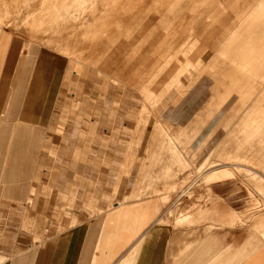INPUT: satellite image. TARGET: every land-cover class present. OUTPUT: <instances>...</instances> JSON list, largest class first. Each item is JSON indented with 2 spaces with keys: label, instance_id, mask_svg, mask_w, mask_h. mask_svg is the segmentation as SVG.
<instances>
[{
  "label": "rangeland",
  "instance_id": "obj_1",
  "mask_svg": "<svg viewBox=\"0 0 264 264\" xmlns=\"http://www.w3.org/2000/svg\"><path fill=\"white\" fill-rule=\"evenodd\" d=\"M19 1L24 3L26 0ZM28 1L19 4L22 9L17 7L21 11L19 17L24 14L22 18H25L30 10L40 9L42 0ZM70 1L67 0V4L70 5ZM75 1L80 4L72 5L67 16L76 27L95 23L93 16L96 18L100 14L121 11L124 3V0ZM175 2V15L181 21V3L179 0ZM194 2L190 10L208 7L204 0ZM6 8H10L9 14L13 12L10 5ZM36 11L34 14H37ZM74 11L77 19L73 18ZM257 11L260 9L257 8ZM242 13L241 16L246 17L248 11ZM185 16L189 17V14ZM200 25L181 22L175 42L177 57L182 63L188 62L193 74L200 68L197 61L190 57V45L194 40H199L202 34ZM0 27L22 48L16 61L9 102L11 98H18L16 102L13 101L15 106L19 99H23L21 106H24L38 68L39 62L35 57L42 45L35 38L30 40L23 33L17 34L4 23H0ZM158 32L156 30L155 34ZM124 34L127 35L120 32L122 38H113L105 48L103 44L100 45L99 52L87 43L71 44L67 51L60 52L50 48L66 57L69 64L64 68L66 75L62 82L61 102L58 110L52 114L50 112L48 127L27 122L17 107V116L13 118L15 124L36 130L38 136L35 139H40V148L37 146L31 152L32 158L29 160L32 165L25 174L29 181L21 200L7 195V183L0 177V264L22 261L25 257H28L25 264H29L30 257L39 255L42 238L44 242L54 244L55 238L58 239L57 236L65 231H98L103 214L114 205L142 200L155 203L156 216L162 220L165 228L190 224L194 219L210 221L213 225L222 221L224 225L228 220L230 225H227L235 223L233 226L241 232L264 244V227L259 223L264 214V127L253 124L255 121L257 125H262L256 118L260 112L256 114V110L248 123V118L242 121L234 117L235 112L238 114V105L234 104L236 108L232 110L223 89L219 95L212 90L213 81L210 84L188 76L185 71L188 66L183 67L182 79L177 73L165 77L168 68L164 64L174 61L169 42L160 45L162 38L157 37L147 44L144 42L147 31L140 34L141 39L126 40ZM34 40L36 43H33ZM93 48L94 54L103 51V56H87L93 54ZM199 64L206 67L208 58H201ZM160 68L162 72H159ZM156 76L165 79L157 80ZM246 85L258 86L259 80L251 79ZM235 88L241 89L240 86ZM12 115V110L2 112L0 130H8L7 125L13 122ZM93 124L97 127L93 128ZM258 130L256 135L251 133ZM39 131L42 133L39 134ZM8 132L0 133V139L5 138V144L8 142ZM7 148L8 144L5 149H0V170L7 163ZM104 168L108 172L102 171ZM103 172L107 173V177ZM192 182L197 188L193 186L190 189L192 192L188 190L186 195H182ZM98 192L102 194L98 196ZM207 198L211 201H207ZM215 201L218 210L213 212ZM191 208L197 212L193 213ZM179 210L183 218L177 216L176 211ZM223 210L229 211L228 219Z\"/></svg>",
  "mask_w": 264,
  "mask_h": 264
},
{
  "label": "bare ground",
  "instance_id": "obj_2",
  "mask_svg": "<svg viewBox=\"0 0 264 264\" xmlns=\"http://www.w3.org/2000/svg\"><path fill=\"white\" fill-rule=\"evenodd\" d=\"M27 1L28 0L24 1V3ZM38 1H40V0H38ZM194 1L195 0H186V2L184 3V0H179V2L181 3V6H180L181 12H179L182 14V20L181 21L175 15L176 9H174V8H175V6H177V3L175 2V0H124L121 11L115 12L114 14H112V13L100 14L96 18L93 16V20L95 23H93V24L91 23L90 25H79L78 27H76L72 23L73 21L70 20L67 16L71 12V11H68V9L71 8L72 5L76 6V4H80L79 2H77L75 0L70 1V3H71L70 5L67 4V0H42L41 3L43 5L40 3V5H41L40 9H37V11H36V9L34 10L37 12V14H34V11L30 10V13L27 11L29 14H27V16L25 15L26 16L25 18H22V17H24V14L22 16V13H25L26 11L25 12L22 11V13L20 14V16H22V17H19V13L21 11L20 12L18 11V9H20L22 7V6H19V4L21 3V5H22V4H24L23 2H20L19 0H0V8L2 7L1 8L2 10L0 9V23H4L8 27L12 28L13 30H15V32L17 34L23 33V34H25L26 37L29 36L28 38L30 40H33L35 38V40H37V42H39L40 45H42L41 49L51 50L50 48H54V49L59 50V52L61 50L67 51L71 44L75 45L77 43L78 44H81V43L82 44L83 43L91 44L94 46V48H96V51L99 52L100 51V48H99L100 45L103 44V48H105L106 46L109 45V43L113 40V38H115V37L117 38L120 35V32L122 34L124 32H126L127 35L124 34V36L126 35V40H131L134 38H136V39L140 38L141 39V37H139L140 34L147 31V34H146L147 37L144 40L145 43L147 42V44H148L149 40L151 42V41H153V39H155L157 37L162 38L160 45H164L166 42L170 43V50H171V52H173L172 58L174 59V61L172 62V64L169 62H166L164 64V66L166 68H168L167 73H166L167 75L165 77H167L168 75L170 77L173 73H177L178 76H180L182 79V76L184 74L183 73L184 72L183 67L188 66L187 68H185V71L187 72L188 76L191 75V77L193 79H196L198 81L204 80L205 83L213 81L212 82L213 86H211L212 90L215 91L217 95H219V94H221V90L223 89V95L228 100L229 105L230 104L232 105V107H231L232 110H234L236 108V106L234 104L238 105L237 106V108H238L237 113L238 114L236 115L235 114L236 112H235L233 114L234 117L235 116L239 117V119L242 121H244L243 119L248 118L246 121L248 123V122H250L251 119H253L252 114L253 113L255 114V112L257 110L256 114L258 113V111L260 112V114L256 118H259V121L262 123V125H257L255 123V121H253V124H255L256 127L257 126L264 127V113H263L264 112V0H204V4H206L208 7L201 8V9L195 8L194 10H190L189 7L192 3L195 4ZM198 1L200 2V0H198ZM30 2H31V0H30ZM34 3H36V2H34ZM112 3L115 4V2H112ZM8 5H10L11 8L13 7V9H12L13 12L10 11L11 14H9V12H8L10 10V8H6V6H8ZM26 5H27V3H26ZM28 5H29V3H28ZM32 5H33V3L31 4V6ZM18 6L20 8L17 9ZM35 6H37V5H35ZM42 6L44 8H42ZM212 6H214V7H212ZM4 7L6 9H3ZM23 8H24V5H23ZM31 8H34V7H30L29 9H31ZM257 8H259L260 11H257ZM25 10H27V8ZM196 10H199L202 12H198ZM243 11H246V12L248 11V14L246 15V17L241 16V14H244V13H242ZM7 12H8V14H7ZM185 14H189V17L185 16ZM73 18L77 19L75 11L73 14ZM203 21H204V23H203ZM181 22L193 23L195 25L201 24L200 29H201L202 34L200 35L199 40L198 41L194 40V42H192V44L190 45V57L197 61V64H198L197 67L200 68V70L197 71L195 74H193L192 69H189L190 66H189L188 62L185 61L184 63H182V61L176 55L178 51H176L175 42H177V40H178V31L180 29L179 26H180ZM149 27H150V29L148 30ZM2 29H4V28H2ZM156 30H158L159 32L155 34ZM23 37H24V35H23ZM119 37H121V36H119ZM29 39H28V41H29ZM35 40H34V42L33 41L32 42L36 43ZM126 40H124V41H126ZM140 42H141V40H140ZM160 45H159V47H160ZM94 48H93V52H92L93 54H91V52H89V54H91V55H87V56H94L95 57L96 55L100 56L102 53H104L102 51L100 53L94 54ZM51 51H54V50H51ZM84 56H86V55H84ZM101 56H103V54ZM64 58H66V57H64ZM201 58H208V64L204 68H203V66H201L199 64ZM85 59H87V57ZM66 60H67V58H66ZM90 61H92V63H93V60H90ZM67 62H68V60H67ZM159 72H162L161 68H160ZM165 77L161 78L160 76H158V77L156 76L155 78L157 80L160 78L162 81L165 79ZM251 79L252 80L258 79L259 85L255 86V87H252L250 85H246V83ZM138 82L141 83L142 80L138 81ZM211 82H210V84H211ZM238 84H241V85H238ZM238 86L241 87L240 90H237V88H235ZM245 86H247L246 90L244 89ZM245 91H248V92H245ZM68 97H69V95H68ZM113 107H115V106H113ZM145 108H146V106H145ZM146 110L147 109H145V111ZM143 111H144V108H143ZM123 112H124V110H123ZM117 115L120 116V114H117ZM106 120H107V118H106ZM126 120H127V118H126ZM140 120H141V118H140ZM97 121H98V119H97ZM94 124H98V123L94 122ZM94 124H93V128L97 127ZM102 125L104 126V122ZM91 126H92V124H91ZM252 129L254 130L255 127H253ZM93 131L94 130L92 129V132ZM251 133H253V135H256L259 133V130L257 132L251 131ZM68 144H69V142H68ZM106 146H107V144H106ZM67 150H69V149H67ZM76 151L77 150H75V152ZM73 154H75V153H73ZM100 158L102 159V156ZM104 158H105V156L103 157V159ZM106 158H108V157H106ZM104 162H105V160H104ZM104 164H106V162ZM79 166L81 167V165H79ZM105 168L102 169V171L105 170ZM105 171L108 172V169ZM81 173H83V172H81ZM95 173H98V172L95 171ZM103 173L106 174V177H107V173H105V172H103ZM96 176L98 177V175H96ZM121 178H120V181H121ZM102 181H104V180H102ZM105 182H106V179H105ZM194 183L195 182H192L188 186V188L186 187V189H184V191L182 192V195H184V194L186 195V192L188 190L190 191V189H192V187L195 186ZM95 190H97V189H95ZM95 192H97V191H95ZM190 192H192V191H190ZM100 194H102V193L98 192V196ZM190 195H191V193H190ZM209 196H210V194H209ZM158 200H160V199H158ZM209 200L210 199L207 198V201H209ZM185 204H182V205H185ZM200 204H202V202ZM159 205L157 207H159ZM172 205H173V203H172ZM213 205H214L212 208L213 212L217 211L218 209H217L216 205H218V203L215 201L213 203ZM175 207H177V205ZM193 207H194V205L192 206V208ZM187 208H186V210H188ZM192 208H191V210H192ZM224 208H226V207H224ZM184 209H182V210H184ZM199 209H200V207H199ZM219 210H220V206H219ZM220 211H222V210H220ZM223 211H224V213H227L225 215H226V218L228 219V215H229L228 212L229 211H226V210H223ZM185 212L187 213L188 211H185ZM194 212H197V211H193V213ZM155 213L157 214L156 211H155ZM181 213L182 212H180V210L178 212L176 211L177 216L178 217L182 216L181 218H183L184 215H183V213L181 215ZM202 214H204V213H202ZM238 214H239V212H238ZM221 215H223V214H221ZM247 215H249V214H247ZM252 215L253 214H251L250 217H252ZM170 217H173V215H170ZM188 217H189V214H188ZM210 217H211V215H210ZM230 217H231V215H230ZM240 217H241V215H240ZM244 217H245V215H244ZM261 217H262V215H261ZM206 218H204V219L206 220ZM214 218L217 219V217H214ZM247 218H249V217H247ZM238 219H239V217H238ZM171 220H172V218H171ZM173 220H175V218ZM213 220L215 221V219H213ZM224 220L226 221V219H224ZM234 220L232 222H234ZM248 220H250V219H248ZM254 220H255V218H254ZM240 221L238 220V222H240ZM253 221H251V223H253ZM257 221H259V220H257ZM183 222H184V220H183ZM222 222H220L219 224H221ZM246 222L248 223V221H246ZM177 223L180 224V222H177ZM186 223H188V222H186ZM192 223H194V222H192ZM216 223H218V220L216 221ZM225 223H224V226L230 225V224L227 225L228 223L225 225ZM259 223L262 224V227H264V214H263V217L261 218V220L259 221ZM234 224L235 223H233V225ZM241 224H242V222H241ZM174 225H175V221H174ZM233 225L231 224L230 227H232V228L236 227ZM182 226H184V225H182ZM219 226H222V224ZM243 226H245V225H243ZM176 227H177V225H176ZM178 228H181V227L179 226ZM205 228H206V226H205ZM225 228H227V227H225ZM249 228H251V227H249ZM174 229H175V227H174ZM213 229L211 231H213ZM221 233L223 234V232H221ZM225 233H227V232H225ZM229 234L230 233H228V235ZM185 235H186V233H185ZM262 235L264 238V234H262ZM262 235H261V237H262ZM240 238H241V236H240ZM222 239H225V237ZM182 240H184V239L182 238ZM182 240H180V242ZM174 241H175V239H174ZM261 241H262V239H261ZM259 242L260 241H256L257 246H258V244H260ZM239 243H241V242H239ZM194 244H196V243H194ZM245 244H246V242H245ZM170 246H172V245H170ZM234 246H235V241H234ZM192 247H193V245H192ZM239 247L240 246H238V248ZM243 247H244V245H243ZM248 248H249V246H248ZM251 248H253V247H251ZM217 249H219V248H217ZM224 249H226V247H224ZM230 249H232V248H230ZM236 249L237 248L235 247L234 250H236ZM253 249H255V248H253ZM229 250H227V251L223 250V251L228 252ZM219 251H220V249H219ZM241 252L245 253L244 250ZM220 253H218V254H220ZM244 253H243V255H244ZM254 253H255V251H254ZM222 254H223V252H222ZM224 254H225V252H224ZM245 254H247V252ZM231 255H233V254H231ZM237 256H238V254H237ZM219 257H221V256H219ZM226 257H224V258L228 259L230 256L229 257L226 256ZM242 257H244V256H242ZM215 258H217V257H215ZM221 258H220V260H221ZM226 259L225 260L223 259V260L226 261ZM229 259H230V261L229 260L228 261L230 262V264H232L234 262L233 261L234 258L233 259L229 258ZM240 259H243V258L240 257ZM245 259H246V257H245ZM176 260L174 259L173 261H176ZM231 260L233 261L232 263H231ZM235 261H236V259H235ZM221 262H223V261H221ZM221 262L218 264H221ZM237 262H240V261H237ZM212 263H214V262H212ZM227 264H228V262H227Z\"/></svg>",
  "mask_w": 264,
  "mask_h": 264
},
{
  "label": "crops",
  "instance_id": "obj_3",
  "mask_svg": "<svg viewBox=\"0 0 264 264\" xmlns=\"http://www.w3.org/2000/svg\"><path fill=\"white\" fill-rule=\"evenodd\" d=\"M20 49H22L20 43L0 29V118L2 112L8 109L9 112L13 111L12 119H15L19 111L27 122L48 127L50 112L52 114L53 111L58 110L61 102L62 82L66 73H64V68L68 62L64 56L51 50L41 49L35 57L39 63L30 84L28 101L21 106L23 99H19L14 106L13 101L16 102L18 98L14 100L11 98L9 102V92ZM14 119L12 124L5 126L9 130L8 142L5 144V138L0 139V149H5L8 144L7 163L0 170V177L4 183H7V195L21 200L29 181L28 176L25 175L32 165L29 158H32L31 152L33 148L37 149L40 139H35L38 136L36 130L17 126ZM8 130L2 128L0 133ZM155 211V203L148 200L116 204L103 214L98 231L78 229L65 231L57 236L61 241L55 238L54 244L44 242L42 238L43 240L39 242V255L35 258L30 257L29 262L34 264L35 262L38 264H218L223 261L224 263L221 262V264H227V262L230 264L229 258H234V262L231 260L232 264H264V244L259 242L257 246L256 240L241 232L238 227L213 225L207 221L206 223L191 221L190 224L180 226L181 228L175 227L174 229L170 226L165 228ZM211 228H214L213 231ZM224 237L225 239H222ZM242 244L246 247L244 248ZM235 247L236 250H234ZM241 248L247 254L241 252L243 251ZM226 256L230 257L226 259ZM26 259L28 257L18 262L15 260L10 264H15V262L25 264L28 263ZM174 259L177 260L173 261Z\"/></svg>",
  "mask_w": 264,
  "mask_h": 264
}]
</instances>
